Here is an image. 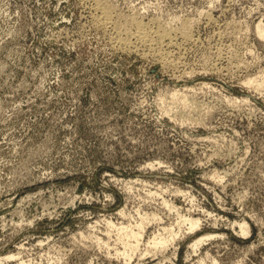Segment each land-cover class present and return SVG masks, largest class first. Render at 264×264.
Instances as JSON below:
<instances>
[{"label": "rangeland", "instance_id": "rangeland-1", "mask_svg": "<svg viewBox=\"0 0 264 264\" xmlns=\"http://www.w3.org/2000/svg\"><path fill=\"white\" fill-rule=\"evenodd\" d=\"M138 23L167 39L123 46ZM260 24L264 0H0V264H264Z\"/></svg>", "mask_w": 264, "mask_h": 264}, {"label": "bare ground", "instance_id": "bare-ground-1", "mask_svg": "<svg viewBox=\"0 0 264 264\" xmlns=\"http://www.w3.org/2000/svg\"><path fill=\"white\" fill-rule=\"evenodd\" d=\"M94 2V1H93ZM100 3V2H99ZM97 6V5H96ZM101 8V7H100ZM96 10V9H95ZM109 10V9H108ZM102 12H101V21L106 25V23L107 24H109L108 22H109V19H110V17L111 16H109V12L107 11V10H101ZM111 13V12H110ZM113 18V17H112ZM113 21V20H112ZM111 22V21H110ZM137 27V32H135V42H132L131 40H128V42H127V40H125L126 42H122L121 44L123 45V46H127V47H130V49H138V47H139V45L140 46H144V45H148V44H150L151 42H153V40H154V35H155V37H156V39L158 38L159 39V41L160 40H162L163 38H165L166 37V35H165V32H162L163 31V29H162V31H151V28H150V30L147 28V27H145L144 25H142V24H140V23H138L137 25H136ZM162 28V27H161ZM160 30V29H159ZM105 31H107L106 29H105ZM111 31V30H110ZM165 31V30H164ZM167 31V30H166ZM117 32V31H116ZM257 32H258V34L260 35V37L261 38H264V25H262V24H260L258 27H257ZM111 33V32H110ZM108 34V33H107ZM115 34V33H114ZM134 34V33H133ZM154 34V35H153ZM132 35V34H131ZM130 35V36H131ZM127 36V35H126ZM132 36H134V35H132ZM112 37V36H111ZM114 37V36H113ZM116 37V36H115ZM128 37V36H127ZM126 37V38H127ZM131 38V37H130ZM130 38H128V39H130ZM166 39H167V37H166ZM115 40V39H114ZM173 40V39H172ZM155 41V40H154ZM176 41V40H175ZM186 41V40H185ZM117 42V41H116ZM119 42H121V41H119ZM118 42V43H119ZM161 42V41H160ZM172 43V42H171ZM152 44V43H151ZM181 44V43H180ZM179 44V45H180ZM121 45V47H123ZM168 45V44H167ZM174 45H176V44H174ZM173 45V46H174ZM182 45V44H181ZM171 46V45H170ZM145 47V46H144ZM148 47V46H147ZM152 47V46H151ZM124 48V47H123ZM161 48V47H160ZM178 48V47H177ZM164 49V48H163ZM149 50V49H148ZM157 50V49H156ZM138 51V50H137ZM157 52V51H156ZM162 52V51H161ZM141 53V52H140ZM150 53V52H149ZM148 56H150V55H148ZM161 56V55H160ZM170 57V56H169ZM164 58V57H163ZM156 59V58H155ZM159 59V58H158ZM172 62V61H171ZM166 64V63H165ZM249 84H255V82L254 81H252V80H250L249 82H248ZM258 84H259V82H258ZM184 218V220L186 221V222H188L189 224H190V228H189V230H190V232H194V231H196V230H198L199 228H200V225H201V221L199 220V219H193V218H190V217H183ZM144 221H145V219L144 220H142V222H141V224H139V227L140 228H143V224H144ZM240 228H241V232L243 233V235H248L249 234V229H248V227L246 226V224H243V225H241L240 226ZM123 228H121V230L119 229V231H123L122 230ZM131 229H132V227H131ZM134 229V228H133ZM129 230V232H126L125 233V235H126V237L127 238H132V239H134L135 241H136V245L135 246H132V250L133 251H136L137 249H138V246H139V240L142 238V235H141V231H138V232H135L134 230ZM126 230V229H125ZM124 230V231H125ZM171 236L173 237V232H172V234H171ZM168 238L169 237H164V236H155V237H153V239H152V241L151 242H149L148 244H149V246L150 245H153L154 246V248H160V247H162V248H165V245L169 242V240H168ZM207 238H209L210 239V236H207V237H202V238H200V239H198L194 244H193V248H195V249H197V248H199V246L200 245H202L206 240H207ZM215 264V263H214ZM216 264H218V263H216Z\"/></svg>", "mask_w": 264, "mask_h": 264}]
</instances>
